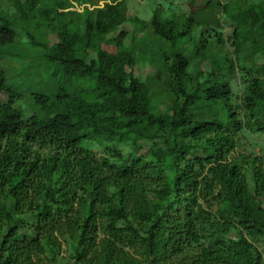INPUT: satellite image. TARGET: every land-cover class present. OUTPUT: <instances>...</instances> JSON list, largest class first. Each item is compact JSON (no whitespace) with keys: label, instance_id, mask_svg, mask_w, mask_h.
Segmentation results:
<instances>
[{"label":"trees","instance_id":"16d2710c","mask_svg":"<svg viewBox=\"0 0 264 264\" xmlns=\"http://www.w3.org/2000/svg\"><path fill=\"white\" fill-rule=\"evenodd\" d=\"M10 1L0 46L6 21L40 14L55 83L26 115L0 69V264H264V0L227 22L230 42L233 0L149 19L75 0L78 21L61 0ZM149 78L172 99L154 106Z\"/></svg>","mask_w":264,"mask_h":264},{"label":"rangeland","instance_id":"374dc122","mask_svg":"<svg viewBox=\"0 0 264 264\" xmlns=\"http://www.w3.org/2000/svg\"><path fill=\"white\" fill-rule=\"evenodd\" d=\"M56 1V0H51ZM65 2L68 6V10H74L73 19L74 21H78L79 18V8L74 6L75 0H61ZM97 5H101L108 0H94ZM222 2L224 0H221ZM258 1V0H254ZM49 2V0H46ZM253 2V0H233L231 11L226 13L219 14L218 17L221 16V22L223 23V32L227 36L228 42H230L229 35L231 34L232 28L228 26L229 23H238L240 20V10L243 8H249L248 6ZM79 3V2H78ZM205 4V0H128L127 7L130 14H137L138 16L144 17L145 19H149L154 12V9L157 7L162 8L167 13H170V16L177 15L181 12H187L192 10L193 12L201 13ZM81 8V7H80ZM221 11L220 8L217 9V12ZM84 12V9H83ZM11 14L15 15L13 4L10 0H0V14ZM207 13H203L206 15ZM41 15L36 13L34 17L30 19L29 22L26 23L25 27L22 28L19 26L22 22L15 23L10 20L6 21L7 24L14 27L17 30V36L15 41L10 45L0 46V69H3L8 77V81L15 85L19 90L24 92V96L21 100L17 102V106L23 109L26 115H29L32 111H35L34 98L32 93L34 91L38 92H48L49 89L54 85V78L49 77V73L51 72L53 66L48 64L46 60L42 57L45 53V48L43 45H38V43L44 44L47 48H51V43L54 39V33H51V29L46 27V22L41 20ZM13 22V23H12ZM228 22V24H227ZM1 23V20H0ZM60 23V18L57 21V24ZM62 24V23H61ZM60 24V25H61ZM204 28V27H201ZM206 28H209L207 25ZM219 30V29H218ZM29 33L33 39L37 42V44L32 43L33 39L29 38L27 41V45L24 43L26 39L25 33ZM214 30H210L209 33L215 36ZM136 38H146L147 40H152L154 35L152 32L145 28L142 25H138L136 32ZM215 38V37H214ZM212 40V38L210 39ZM191 43L186 44V50L189 51ZM37 54V59L35 60L33 57ZM32 57L34 60L29 59ZM195 62V61H193ZM195 64L191 65L189 68V72H194ZM49 77V78H48ZM57 79V84L59 83V77H55ZM148 83L151 87V102L154 106H157L158 103L164 102L166 100H171L172 96L170 93L163 91L160 88H157L152 84V79L149 78ZM87 85V81L85 79H73L72 84L68 87L69 90L80 89L82 86ZM248 147L250 149H254L257 152H260V147L254 146L256 138L249 137ZM249 183L253 186V178L252 173L249 171L247 173ZM261 249L264 248L262 243L258 244Z\"/></svg>","mask_w":264,"mask_h":264}]
</instances>
